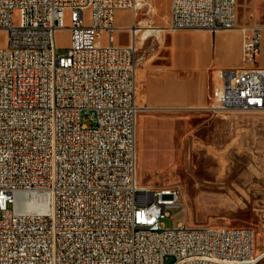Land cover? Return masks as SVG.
<instances>
[{"label": "built area", "instance_id": "2783aa9c", "mask_svg": "<svg viewBox=\"0 0 264 264\" xmlns=\"http://www.w3.org/2000/svg\"><path fill=\"white\" fill-rule=\"evenodd\" d=\"M143 1L0 0V264L264 261L251 228H165L181 192L139 183ZM125 10L134 22L120 45ZM169 19L163 31L242 32V67L218 70L210 103L192 110L264 112V27L239 26L238 0H171Z\"/></svg>", "mask_w": 264, "mask_h": 264}, {"label": "rangeland", "instance_id": "374dc122", "mask_svg": "<svg viewBox=\"0 0 264 264\" xmlns=\"http://www.w3.org/2000/svg\"><path fill=\"white\" fill-rule=\"evenodd\" d=\"M142 4L137 19L141 27L168 30L171 0H144ZM238 17L242 25L263 26L264 0H239ZM18 18L17 13L15 22ZM133 18L134 11L129 10L121 21L128 27ZM65 25L71 26L69 13ZM144 33L143 29L137 37L138 103L146 107L138 118L139 183L155 189L173 187L181 192L182 206L168 210L170 216L162 220L165 228L186 223L251 228L256 235V255L261 254L264 252V112L208 113L147 108L145 76L155 64L165 60L163 56L168 53L172 32L163 31L145 40ZM6 37V33L0 32V48L6 45ZM57 42L59 54H65L71 43L69 29L58 32ZM129 42V31L119 28L116 43L128 45ZM171 263L172 260L167 261Z\"/></svg>", "mask_w": 264, "mask_h": 264}, {"label": "crops", "instance_id": "0c3cea01", "mask_svg": "<svg viewBox=\"0 0 264 264\" xmlns=\"http://www.w3.org/2000/svg\"><path fill=\"white\" fill-rule=\"evenodd\" d=\"M239 3V0H238ZM125 11H118L115 24ZM130 15V14H129ZM134 18L131 20V26ZM239 26H252L239 23ZM4 33V32H2ZM165 60L155 64L145 76L144 99L152 110L200 109L210 103L216 74L220 69L242 67V32L239 29L208 32L173 31L169 35Z\"/></svg>", "mask_w": 264, "mask_h": 264}, {"label": "bare ground", "instance_id": "6f19581e", "mask_svg": "<svg viewBox=\"0 0 264 264\" xmlns=\"http://www.w3.org/2000/svg\"><path fill=\"white\" fill-rule=\"evenodd\" d=\"M141 5H143L142 2L139 3L138 7L140 8ZM143 29H144V31H145V33L147 35H151V36H153L155 34H160V33L163 32V28L156 27V26H151V27L149 26V27H146V28H143ZM139 32H141V31H138L137 33H139ZM200 171L201 170H198L197 173H200ZM213 175H214V172H213V170H211L210 173H209V177L212 178Z\"/></svg>", "mask_w": 264, "mask_h": 264}]
</instances>
